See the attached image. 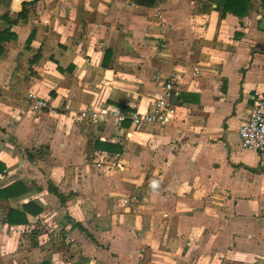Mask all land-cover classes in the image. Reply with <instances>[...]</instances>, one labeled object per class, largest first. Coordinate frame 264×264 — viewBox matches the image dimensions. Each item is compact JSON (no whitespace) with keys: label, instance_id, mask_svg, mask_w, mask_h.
Here are the masks:
<instances>
[{"label":"crops","instance_id":"crops-1","mask_svg":"<svg viewBox=\"0 0 264 264\" xmlns=\"http://www.w3.org/2000/svg\"><path fill=\"white\" fill-rule=\"evenodd\" d=\"M263 18V0H0V187L27 188L0 199V264H264V154L238 133L264 98ZM158 99L167 123L116 121Z\"/></svg>","mask_w":264,"mask_h":264},{"label":"built area","instance_id":"built-area-1","mask_svg":"<svg viewBox=\"0 0 264 264\" xmlns=\"http://www.w3.org/2000/svg\"><path fill=\"white\" fill-rule=\"evenodd\" d=\"M28 103L33 111H40L49 108V102L41 97H35L30 94ZM66 109L71 108L66 105ZM169 103L165 99H158L155 104L145 112L121 109L116 112V121L123 123L130 119L131 123L136 126L163 125L168 122L170 114ZM113 111L102 108L94 110L90 108L75 110L72 114L76 118L96 121L101 116L111 114ZM241 146L256 152L264 154V98L256 100L249 109L248 118L240 124L238 128ZM124 203L128 202L125 198Z\"/></svg>","mask_w":264,"mask_h":264},{"label":"trees","instance_id":"trees-1","mask_svg":"<svg viewBox=\"0 0 264 264\" xmlns=\"http://www.w3.org/2000/svg\"><path fill=\"white\" fill-rule=\"evenodd\" d=\"M37 1V0H32ZM140 3L143 4H152L155 0H138ZM264 1V0H263ZM249 0H222L223 9L227 11H231L236 15H243L247 12ZM25 9L23 8L18 12L17 19L25 17ZM17 20H9L10 24L15 23ZM16 33L9 28H5L4 30L0 31V54L5 51V46L3 44L4 41L8 39H15ZM2 169L0 168V171ZM27 188L21 181H15L12 184H9L4 187H0V199H7L12 196H18L23 194ZM60 198H63V195L59 193L57 190L55 191ZM24 209H27L26 204L24 205ZM39 210V209H37ZM39 211H36L37 213ZM17 216V217H16ZM7 219L10 223H14L16 220L27 221V217L24 212L20 210L10 209L7 214Z\"/></svg>","mask_w":264,"mask_h":264},{"label":"water","instance_id":"water-1","mask_svg":"<svg viewBox=\"0 0 264 264\" xmlns=\"http://www.w3.org/2000/svg\"><path fill=\"white\" fill-rule=\"evenodd\" d=\"M261 27L264 28V18H263V20L261 22Z\"/></svg>","mask_w":264,"mask_h":264},{"label":"rangeland","instance_id":"rangeland-1","mask_svg":"<svg viewBox=\"0 0 264 264\" xmlns=\"http://www.w3.org/2000/svg\"><path fill=\"white\" fill-rule=\"evenodd\" d=\"M51 239H53V238H51Z\"/></svg>","mask_w":264,"mask_h":264}]
</instances>
